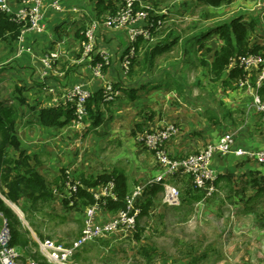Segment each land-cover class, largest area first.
Returning <instances> with one entry per match:
<instances>
[{"label":"crops","instance_id":"1","mask_svg":"<svg viewBox=\"0 0 264 264\" xmlns=\"http://www.w3.org/2000/svg\"><path fill=\"white\" fill-rule=\"evenodd\" d=\"M141 1L149 4L156 15L164 16L167 7L172 5L170 11L180 10L184 16L176 19L167 13L166 20L169 21L163 28L154 31L151 43L164 42L168 47L157 51L156 56L148 60L143 68L140 63L146 60L147 50L140 45L135 51L136 65L130 72L123 66L130 47L127 29L104 24L118 10L122 0H63L61 11L53 8V0H43V32L31 31L17 39L0 37V100L17 106L21 112V119L15 128L21 144L18 149L9 148L8 154L16 157L22 153L38 155V169L44 176L47 171H51L54 180L59 179L58 185L65 195L68 192L69 196L72 195L66 181L60 177L67 171L74 182L89 189L92 195L101 191L102 184L87 188L81 183L82 174L96 178L114 171L124 172L130 179L132 191L137 185L161 175L163 167L158 163L155 153L140 141V136L169 124L179 127V133L165 144V150L174 157L197 153L233 129L237 130V147L264 148L262 116L256 111L251 89L238 88L237 79L230 78L229 69L219 81L212 80L210 66L216 52L224 44L219 34L215 32L205 37L203 35L207 30L183 33L181 27L188 28L183 22L188 20L190 13L186 1ZM8 2L13 12H16V0ZM196 2L207 4L202 0ZM225 2L231 3L227 9L233 6V10L238 13L230 16L227 12L219 11V17L206 20L216 24L209 25V29L241 17V21L250 27L249 48L258 45L261 47L260 53L264 54V0H224L216 8ZM75 7L80 8V12L73 11ZM93 21L100 23L96 50L81 61L82 30ZM193 41H199V44L193 46ZM175 51L177 56L181 55L178 56V65L169 66L168 62L172 61ZM101 52L108 53L111 62L104 68L103 77H98L94 75L93 67L100 59ZM179 68L184 80L176 74L172 75V71ZM189 68L193 72H189ZM157 69V73L151 72ZM185 74L188 79L190 74L194 75L193 81L189 82ZM163 80H168L164 83L165 88L176 86L177 90L173 91L177 95L173 96V92H165L161 88L160 82ZM254 82L255 77L252 78V84ZM106 83H111L113 87L118 84L114 87L117 96L113 101L102 98L98 103H93L94 112L101 115V120L94 124L90 119L89 128L81 137L69 127L70 122L61 127H49L41 123V110L55 107L56 100L74 84H82L92 94L99 93L101 97ZM213 168L219 175L230 174L233 179L232 184L220 179V189H228L229 192L219 189V195L234 196L230 191L236 183L235 176L243 173L252 179L257 178L264 191V166L255 159L239 157L234 152L226 156L216 154ZM53 189L56 195L62 194L57 187ZM252 191L263 194L255 188ZM78 202L87 208L88 205L82 199ZM237 202L236 208H244L241 201ZM247 211L244 208L243 213ZM234 214L231 220H234L235 229H238L240 213L237 212L236 217ZM104 216H107V212Z\"/></svg>","mask_w":264,"mask_h":264},{"label":"built area","instance_id":"2","mask_svg":"<svg viewBox=\"0 0 264 264\" xmlns=\"http://www.w3.org/2000/svg\"><path fill=\"white\" fill-rule=\"evenodd\" d=\"M122 1L118 10L109 16L104 24L112 28L127 29L130 47L124 58L123 66L128 71L132 61L131 58L135 56L136 42L140 38L153 41L154 31L165 26L167 17L154 14L149 4H144L141 0ZM62 2L63 0H53V8L61 11ZM16 3L18 10L13 12L8 0H0V9L13 20L23 24L21 37L31 31L43 32L45 29L42 13L43 0H16ZM73 11L80 12V8L75 7ZM99 25L98 21H93L85 31L82 30L85 39L81 41V61H84L96 50ZM46 55L50 57L49 54ZM51 55L57 57L55 54ZM99 56L100 59L94 64L93 73L95 76L103 77L104 68L110 64L111 58L106 52L99 53ZM49 62L47 58V64ZM228 67L229 70L238 67L245 72L244 77L237 79V87L251 89L254 106L262 116L264 127V100L259 93L264 86V54L260 52L237 54L232 57ZM253 77H255L254 84H252ZM103 91L106 101H113L117 96V92L111 83H106ZM91 95L92 93L82 84H74L55 102V107L70 105L74 109V116L70 122L75 133L80 137L88 130L91 122L87 104ZM178 132L179 129L175 124H169L147 131L140 136V141L147 149L155 153L157 161L164 171L156 178L137 185L126 197L125 207L115 214L105 210L104 200L106 198L118 200L116 182L111 180L102 184L101 191L93 193L96 202L86 208L85 224L81 235L68 245L50 239H37V248L28 245L26 246L28 252L23 251L19 245L12 243L13 233L10 219L0 209V264H81L77 260V254L93 240L108 237L115 232H132L136 230L137 220L142 212L140 204L145 198L148 186L164 182L162 202L168 206H176L181 204V190L175 184L168 182L172 178L184 175L192 176L194 185L205 190V199L219 192L216 185L218 173L213 168V160L216 154L226 156L234 152L239 157L255 159L264 166V149L251 150L237 147V130L235 129L228 131L217 142L209 143L197 153L183 157L171 156L165 150V144L175 137ZM68 178L67 184L71 193H77L79 184L74 182L69 174ZM105 211L107 212V220L104 218ZM37 252L41 257L36 256Z\"/></svg>","mask_w":264,"mask_h":264},{"label":"rangeland","instance_id":"3","mask_svg":"<svg viewBox=\"0 0 264 264\" xmlns=\"http://www.w3.org/2000/svg\"><path fill=\"white\" fill-rule=\"evenodd\" d=\"M185 1L188 5L187 11L190 10V13L188 20L183 22L188 28L181 27L183 33L198 30L208 32L209 25L216 24L206 20L219 17V11L227 12L230 16L238 13L233 10V6L227 9L231 3L225 2L223 6L216 8L213 5L196 2L197 0H182L181 2L185 3ZM171 7L172 5L167 7V13L172 14L176 19L183 15L180 10L170 11ZM198 42L191 43L194 46L195 43L198 45ZM157 43L159 42L155 41L151 45ZM177 51L173 54L172 61L169 60V66L178 65V56L181 55L177 56ZM189 69V72H193V69ZM158 71L159 69L151 70L152 73ZM181 72V68L175 69L172 75L176 74L183 78ZM185 77L191 82L194 75L190 74V79L186 74ZM166 78L167 76L164 77ZM165 81L168 80L160 82L161 88L165 92H173L174 94H171L173 96L177 95L173 91L177 90L176 86L170 85L165 88ZM69 127L74 131L71 122ZM177 129H179L178 126ZM246 149L262 148L246 147ZM46 175L50 185L57 187L61 192L60 185L54 183L52 172L47 171ZM236 176V183L234 182L230 191L234 196L215 194L206 199L204 197L193 205L189 203L184 207H181L183 204L176 205L175 207H181L178 210L169 208L170 206L163 204L161 200L154 206L149 219L142 218V231H138L136 227V230L132 232L120 231L100 238V240L95 239L81 249L77 260L81 264H264V191L261 195L252 191L253 188L259 191L261 185H253L251 176L247 177L244 173ZM68 180L67 177L66 185H68ZM179 181L175 183L181 190L182 198ZM190 181H185L184 184L192 189L195 185ZM220 190L229 192L228 189ZM73 195L69 196V192L66 195L64 193L55 194L52 202L39 211L29 209L24 200L19 205L16 204L22 211L23 218L14 210L8 217L13 219L15 214L20 220L21 224L18 229L22 232L23 238L27 239V244L20 246L23 251L28 252L26 251L28 245L37 248V239H50L68 245L81 235L85 224L86 209L72 197ZM3 196L4 194L0 191V197ZM237 201L243 203L242 207L248 210L246 213H243L244 208H236ZM237 212L240 213V224L237 222L239 226L235 229L236 225L234 220H231V216L232 213ZM104 218L107 217L104 216ZM138 233L139 237L136 236ZM36 256L41 257L38 252Z\"/></svg>","mask_w":264,"mask_h":264},{"label":"trees","instance_id":"4","mask_svg":"<svg viewBox=\"0 0 264 264\" xmlns=\"http://www.w3.org/2000/svg\"><path fill=\"white\" fill-rule=\"evenodd\" d=\"M207 4H211L214 6L220 5L224 0H202ZM253 23L251 22V26ZM23 28V24L21 22L13 20L10 16H7L2 10H0V37L3 39H17L21 35V31ZM249 26L241 21V17H235L228 21H225L219 24L216 29H209L207 33L203 36L207 37L212 33H218L219 37L224 41L223 46L219 51L216 52V57L213 60L210 66V73L213 81H219L223 74L227 69H229V63L232 57L237 54H245L248 52L258 53L261 50L260 46H255L254 48H249L248 38L250 36ZM251 28H254L251 27ZM84 29V28H83ZM86 29H84L85 31ZM8 34V35H6ZM85 39V35L83 34L82 40ZM204 40V39H203ZM142 45L146 48V60L141 61L142 67H146V64L156 56L157 51L160 49L167 48L168 45H165L164 42L157 43L152 49L151 41L140 38L136 42V52L139 46ZM151 50V52H150ZM150 52V53H149ZM126 56V55H125ZM135 57V56H134ZM131 58V65L128 70L130 72L131 68L136 65V59ZM205 62V61H204ZM206 63V62H205ZM245 72L241 68H234L230 70V78L232 80L239 79L244 77ZM115 84L114 87H116ZM180 88V87H179ZM116 89V88H114ZM260 95L262 99H264V86L260 89ZM104 93L101 95L99 93L92 94L88 100V109L90 114V119L94 124L100 122L101 115H98L94 112L93 103H98L99 99L105 100ZM24 100V99H22ZM74 116V109L71 108L70 105L64 107H49L41 110L40 113V121L42 124L49 127H61L67 125L72 117ZM21 119L20 109L15 106L7 103L5 100H0V191L4 194V197L10 200L11 202L19 205L22 200H24L29 209L34 211H39L48 204L52 202L55 198V193L53 186L50 185L47 178L41 173L38 169L40 159L38 155L34 154L24 155L23 153L19 156H9L8 150L11 147L18 149L20 147V140L16 135V125ZM32 160H35L32 163ZM62 180L67 181L68 175L63 172L60 176ZM182 177V176H181ZM179 178V177H178ZM172 178L168 182L175 183L179 179ZM220 179L227 180L230 184H232L233 179L230 174H218V178L216 181V185L219 187ZM58 180L54 181V183L58 184ZM111 180H114L117 185L118 191V200H113L112 198H106L105 201V209L115 214L118 210L125 207L126 197L132 192L130 179L124 172L114 171L111 174H101L98 177L94 176H86L82 174L81 183L85 185L87 188L96 187L101 184H105ZM174 182H172V181ZM191 180V181H190ZM185 181H190L193 185V177L190 175H184L180 181L179 185L182 189V203L181 207H184L188 203L193 205L195 203L200 202L206 195L205 190L199 189L196 186H192V189L187 188ZM253 185H260L261 183L258 179H252ZM182 182V183H181ZM53 184V182H52ZM164 182L154 183L147 188V196L143 200L141 207L142 212L137 220V230L142 231V218L146 217L147 219L152 216V212L154 206L161 200V194L164 191ZM261 188V187H260ZM263 192V188L259 190ZM94 195V194H93ZM89 189H85L84 187H78L77 193L73 195L78 198H75L77 202L82 199L84 203L88 206L94 204L96 202L95 197L93 196ZM163 199V198H162ZM141 202V201H140ZM181 207L170 206L171 209H181ZM0 209L4 211V213L9 216L13 210L6 204V202L0 197ZM167 210V209H166ZM9 218V217H8ZM10 219L12 233H13V241L14 245H25L27 244V239L23 238L22 232L18 229L20 226V220L17 215L14 214L13 219ZM145 219V218H144ZM137 233V232H136ZM138 234H136L137 237ZM98 240V239H97ZM100 240V238H99ZM91 244V243H89ZM79 254V253H78ZM77 254V256H78Z\"/></svg>","mask_w":264,"mask_h":264},{"label":"bare ground","instance_id":"5","mask_svg":"<svg viewBox=\"0 0 264 264\" xmlns=\"http://www.w3.org/2000/svg\"><path fill=\"white\" fill-rule=\"evenodd\" d=\"M7 204L9 205V207L12 210H14L16 212V214H18L20 217L23 218L24 215H23L22 211L20 210V208L15 203L8 201Z\"/></svg>","mask_w":264,"mask_h":264},{"label":"water","instance_id":"6","mask_svg":"<svg viewBox=\"0 0 264 264\" xmlns=\"http://www.w3.org/2000/svg\"><path fill=\"white\" fill-rule=\"evenodd\" d=\"M2 198L5 200L6 203L8 202V199H7V198H4V196H3ZM8 206H9V205H8Z\"/></svg>","mask_w":264,"mask_h":264}]
</instances>
